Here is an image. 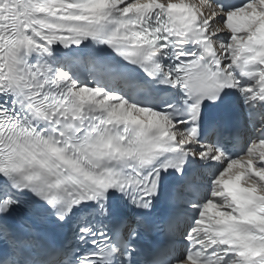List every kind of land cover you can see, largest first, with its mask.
<instances>
[{
    "label": "snow or ice",
    "instance_id": "obj_1",
    "mask_svg": "<svg viewBox=\"0 0 264 264\" xmlns=\"http://www.w3.org/2000/svg\"><path fill=\"white\" fill-rule=\"evenodd\" d=\"M0 264H264V0H0Z\"/></svg>",
    "mask_w": 264,
    "mask_h": 264
}]
</instances>
